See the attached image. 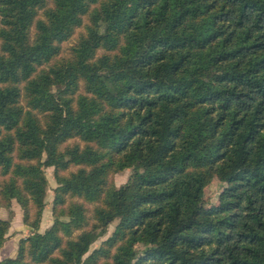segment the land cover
Wrapping results in <instances>:
<instances>
[{
	"label": "trees",
	"instance_id": "trees-1",
	"mask_svg": "<svg viewBox=\"0 0 264 264\" xmlns=\"http://www.w3.org/2000/svg\"><path fill=\"white\" fill-rule=\"evenodd\" d=\"M12 200L30 233L0 264H264V0H0Z\"/></svg>",
	"mask_w": 264,
	"mask_h": 264
},
{
	"label": "rangeland",
	"instance_id": "rangeland-1",
	"mask_svg": "<svg viewBox=\"0 0 264 264\" xmlns=\"http://www.w3.org/2000/svg\"><path fill=\"white\" fill-rule=\"evenodd\" d=\"M80 31H83V28L77 29L76 32L72 35V37L68 41L63 43V52H64V54L68 53L69 47L76 41L78 33ZM52 170H53L52 167H47V168L44 169V173H45V176H46L47 181H48V188H47L46 196H45V207L43 209V212H42V215H41V218H40V223H39V231L40 232L44 231L47 227H49L51 225L52 221H53L52 212H51V201H52V197H53L52 189H53V187H55L56 184H55V181H54V178H53ZM130 174H131V169L130 168L124 169L123 171H121L119 173L112 174L111 175V180H112L113 184L116 187H118V186L124 184L127 181V179L129 178ZM222 185L223 184L221 182H219L216 177H213L210 180L208 185L205 187V201H206L207 204L208 203H215L217 201V195L220 192V190L222 188ZM90 207L91 206H89V208ZM33 212H34V210L31 211V213H32L31 217L32 218H33ZM0 217H2L4 219H10V224H11L12 221H13V223H15L14 225L18 224V226L19 225L21 226L23 224V221H22V210H21L20 206L16 203L15 200H12L10 209H6V208L0 206ZM115 224H116V221L112 222L108 226L107 232L102 237L98 238L94 243L91 244L88 253L90 251H92V249L97 247L101 243L102 240H104L105 238H107L111 234ZM13 227H15V226H13ZM21 228L23 229L24 227L21 226ZM25 228H26L25 230H27L25 232V234H26L25 236H27L30 233V228L27 225H26ZM20 233H21L20 231H16L15 232V238L17 239L15 241V247L16 248H17V242L20 239V237H19ZM8 244H10V243L7 242L6 245H5V249H4L5 251L0 253V258L7 257V256H14L15 255L16 248H15V251L11 252V254H9V252H6V251H8V248H7Z\"/></svg>",
	"mask_w": 264,
	"mask_h": 264
},
{
	"label": "crops",
	"instance_id": "crops-1",
	"mask_svg": "<svg viewBox=\"0 0 264 264\" xmlns=\"http://www.w3.org/2000/svg\"><path fill=\"white\" fill-rule=\"evenodd\" d=\"M15 223H13V221L11 222V224H10V228H9V231H8V235H7V239H6V241L4 242V245L2 246V248L0 249V253H2L3 251H5L4 249H5V245H6V243L7 242H9L10 244H8V246H7V248H8V251H6V252H9V254H11V252L12 251H15V241L17 240L16 238H15V232L16 231H20L21 233L19 234V237L21 238V237H24L26 234H25V232L27 231V230H25L26 228V225H21V226H23L24 228L22 229L21 228V226L19 225L18 226V224H16V225H14ZM13 226H15V227H13ZM24 232V233H23ZM8 257V256H7ZM2 258H4V257H2ZM2 258H0V259H2Z\"/></svg>",
	"mask_w": 264,
	"mask_h": 264
}]
</instances>
